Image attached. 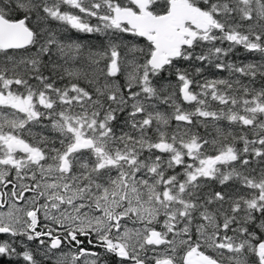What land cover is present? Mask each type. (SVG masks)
Listing matches in <instances>:
<instances>
[{"label": "snow or ice", "instance_id": "obj_1", "mask_svg": "<svg viewBox=\"0 0 264 264\" xmlns=\"http://www.w3.org/2000/svg\"><path fill=\"white\" fill-rule=\"evenodd\" d=\"M0 264H264V0H0Z\"/></svg>", "mask_w": 264, "mask_h": 264}, {"label": "trees", "instance_id": "obj_2", "mask_svg": "<svg viewBox=\"0 0 264 264\" xmlns=\"http://www.w3.org/2000/svg\"><path fill=\"white\" fill-rule=\"evenodd\" d=\"M240 56H241V58L247 57L246 62H251L253 59L256 58L255 56H251V55H249V54L243 53L242 50H241V52H240ZM222 75H225V76H226L227 73H223Z\"/></svg>", "mask_w": 264, "mask_h": 264}]
</instances>
